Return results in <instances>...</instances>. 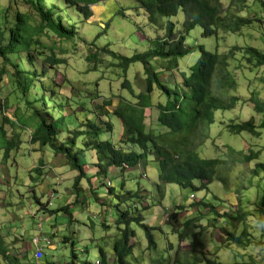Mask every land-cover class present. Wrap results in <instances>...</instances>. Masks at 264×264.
Returning a JSON list of instances; mask_svg holds the SVG:
<instances>
[{
  "label": "clouds",
  "instance_id": "9594fccd",
  "mask_svg": "<svg viewBox=\"0 0 264 264\" xmlns=\"http://www.w3.org/2000/svg\"><path fill=\"white\" fill-rule=\"evenodd\" d=\"M0 0V264H264V0Z\"/></svg>",
  "mask_w": 264,
  "mask_h": 264
},
{
  "label": "trees",
  "instance_id": "16d2710c",
  "mask_svg": "<svg viewBox=\"0 0 264 264\" xmlns=\"http://www.w3.org/2000/svg\"><path fill=\"white\" fill-rule=\"evenodd\" d=\"M170 5L166 3V0H161V7H160V11L164 12ZM189 10H195V8L197 7V5L195 4V0H190L189 2Z\"/></svg>",
  "mask_w": 264,
  "mask_h": 264
}]
</instances>
